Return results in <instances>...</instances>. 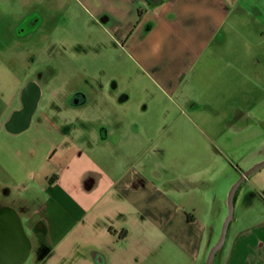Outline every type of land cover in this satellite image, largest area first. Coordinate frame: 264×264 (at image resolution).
Segmentation results:
<instances>
[{"label": "crops", "instance_id": "obj_1", "mask_svg": "<svg viewBox=\"0 0 264 264\" xmlns=\"http://www.w3.org/2000/svg\"><path fill=\"white\" fill-rule=\"evenodd\" d=\"M99 6L111 38L144 78L140 91L164 99L145 93L131 99L123 89L88 99L78 91L66 104L69 83L54 74L45 87L36 82L32 112L20 127L1 122L0 132L26 146L25 153L0 154V201L15 211L29 244L20 264H206L227 200L219 170L215 180V165L205 162L211 149L204 139L229 137L203 126L247 123L242 108L252 102L253 75L262 72L256 48L264 42V3L99 0ZM99 86L110 91L109 83ZM23 91L11 114L21 110ZM178 101L188 108L183 117L172 114ZM18 158L20 173L8 164ZM252 187L255 194L239 201L244 226L232 230L226 246L229 223L211 264H264V194Z\"/></svg>", "mask_w": 264, "mask_h": 264}, {"label": "rangeland", "instance_id": "obj_2", "mask_svg": "<svg viewBox=\"0 0 264 264\" xmlns=\"http://www.w3.org/2000/svg\"><path fill=\"white\" fill-rule=\"evenodd\" d=\"M245 1L264 3V0ZM110 32L99 0H0V127L1 122L11 115V110L19 105L22 90L28 83L38 81L45 87L54 74L58 75L55 81L69 83L70 91L63 97L66 104L78 91L88 99L114 97L119 89H123L131 99L141 97V93H145L147 98L164 99L155 90L140 91L144 78L130 62L122 44L111 38ZM256 50L261 54L257 60L262 72L253 75L252 102L242 108L246 111L247 123L230 122L227 125L212 122L203 126L207 127L204 129L206 132L210 128L211 132H226L229 137L221 139L212 135L204 139L211 149L204 155L205 162L215 165V180L219 170L221 198L225 200L230 188L241 176L237 175L238 172L242 170L244 173L264 160V42ZM105 83L111 86L109 92L100 91L99 85ZM256 83L259 85L256 86ZM91 87L95 91H90ZM237 104L240 106L241 103L238 101ZM178 105L173 108L172 114L183 117L188 108L180 101ZM244 125L246 128H243ZM214 146L218 149L215 150ZM0 148V154L7 150L6 156L12 150L17 154L26 152L25 141L19 136L12 138L5 131L0 132ZM33 151L37 152V148ZM8 164L18 173L25 168L19 158L8 159ZM2 177L4 172L0 167ZM10 185L18 183L11 179ZM253 185L264 194V166L248 175L235 193L226 246L232 230L245 224V206L239 201L245 192L249 196L255 194ZM34 188L40 194L39 188ZM254 208H261L259 201L254 203ZM227 213L228 206L225 204L220 233Z\"/></svg>", "mask_w": 264, "mask_h": 264}, {"label": "water", "instance_id": "obj_3", "mask_svg": "<svg viewBox=\"0 0 264 264\" xmlns=\"http://www.w3.org/2000/svg\"><path fill=\"white\" fill-rule=\"evenodd\" d=\"M263 166H264V160L259 162V163H257V164H255L254 166H252L250 169H248L247 171L242 173L241 176L239 177V179L230 188L228 196H227V206H228L227 217L225 218V221H224V224L222 226V230H221L220 237H219L218 241L216 242V244L209 251V254H208V257H207V260H206V264H211L212 263L213 257L215 256L216 252L221 248V246H222V244L224 242V239H225V236H226V232H227V229H228V225H229V223H230V221L232 219L233 200H234V195H235L238 187L240 186V184L244 180V178H246L248 175H250L251 173H253L254 171L260 169ZM9 214H10V222H11L10 227L14 231H16L18 233V236H19V244H18V251L19 252H18V255L16 256V261L14 262V264H20L22 261H24L26 259L27 254H28V249H29L28 239L24 235V232L22 230V226L20 224V219L17 216V214L13 210H10ZM4 229H5V226L3 224H0V253L4 249L5 240L7 238ZM7 239L10 241V244H11L12 236L9 235ZM13 246L10 245V248H9L10 251L15 249ZM1 259L2 258H0V261H1Z\"/></svg>", "mask_w": 264, "mask_h": 264}, {"label": "flooded vegetation", "instance_id": "obj_4", "mask_svg": "<svg viewBox=\"0 0 264 264\" xmlns=\"http://www.w3.org/2000/svg\"><path fill=\"white\" fill-rule=\"evenodd\" d=\"M36 82L31 81L27 84V86L24 89V95H23V104L21 106V110L18 112H15L14 114H11V116L8 118L7 122L5 123L6 127L9 130H15L23 123V120L30 112H32V107L34 105V102L36 100ZM10 210H12V207L7 205L4 202L0 201V224H3L5 226V234L8 238L9 235L12 236L11 244L10 241L6 238L5 240V246L2 252L0 253V264H14L16 261V256L18 255V244H19V236L16 231L11 229L10 225ZM14 211V210H13ZM15 212V211H14ZM16 232V233H15ZM11 233V234H10ZM9 242V243H8ZM14 245V250L10 251V245Z\"/></svg>", "mask_w": 264, "mask_h": 264}]
</instances>
